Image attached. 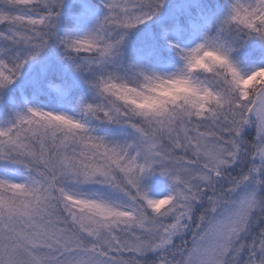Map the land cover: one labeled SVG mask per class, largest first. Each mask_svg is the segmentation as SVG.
<instances>
[{"label":"snow or ice","instance_id":"1","mask_svg":"<svg viewBox=\"0 0 264 264\" xmlns=\"http://www.w3.org/2000/svg\"><path fill=\"white\" fill-rule=\"evenodd\" d=\"M0 264H264V0H0Z\"/></svg>","mask_w":264,"mask_h":264},{"label":"clouds","instance_id":"2","mask_svg":"<svg viewBox=\"0 0 264 264\" xmlns=\"http://www.w3.org/2000/svg\"><path fill=\"white\" fill-rule=\"evenodd\" d=\"M188 90H189V86L180 80L176 81L175 83H170V84L164 85L161 88V92L166 93V94L170 93L173 95H183ZM153 102L154 101H152V100H144L143 101V103H146V104H151Z\"/></svg>","mask_w":264,"mask_h":264}]
</instances>
